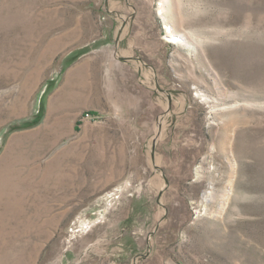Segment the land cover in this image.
I'll return each instance as SVG.
<instances>
[{
  "label": "rangeland",
  "instance_id": "obj_1",
  "mask_svg": "<svg viewBox=\"0 0 264 264\" xmlns=\"http://www.w3.org/2000/svg\"><path fill=\"white\" fill-rule=\"evenodd\" d=\"M0 264H264V0H0Z\"/></svg>",
  "mask_w": 264,
  "mask_h": 264
},
{
  "label": "bare ground",
  "instance_id": "obj_2",
  "mask_svg": "<svg viewBox=\"0 0 264 264\" xmlns=\"http://www.w3.org/2000/svg\"><path fill=\"white\" fill-rule=\"evenodd\" d=\"M208 197H209V199H213L214 198V195H209Z\"/></svg>",
  "mask_w": 264,
  "mask_h": 264
}]
</instances>
